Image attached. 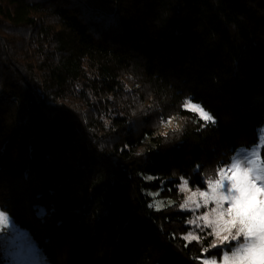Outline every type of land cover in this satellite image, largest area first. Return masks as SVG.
<instances>
[{
    "label": "trees",
    "instance_id": "trees-1",
    "mask_svg": "<svg viewBox=\"0 0 264 264\" xmlns=\"http://www.w3.org/2000/svg\"><path fill=\"white\" fill-rule=\"evenodd\" d=\"M263 128L264 0H0V209L46 264L220 259L182 186Z\"/></svg>",
    "mask_w": 264,
    "mask_h": 264
},
{
    "label": "snow or ice",
    "instance_id": "snow-or-ice-1",
    "mask_svg": "<svg viewBox=\"0 0 264 264\" xmlns=\"http://www.w3.org/2000/svg\"><path fill=\"white\" fill-rule=\"evenodd\" d=\"M184 107L196 113L205 123H215V118L200 105L188 101ZM168 123H171V120ZM257 147L254 146L253 152ZM245 155L247 156V153ZM262 166H264V158L258 163L253 158L237 157L228 169L218 170L221 178L207 181L209 187L216 186L212 189L211 199L216 201L217 206L223 208L224 203L229 205L222 211H217V208L212 209L213 212H217L214 221L208 220L207 213L201 217L209 227L216 225L212 227L209 235L221 241L220 244L211 242L210 248L229 247L222 251L219 262L216 259L206 258L205 255L202 257V264H264V167ZM225 171L231 172V175L226 177L228 183L224 182ZM184 184L186 185L187 181H184ZM199 194L202 197H209L208 191H201ZM186 205L187 200L181 207ZM6 220H8L7 215L0 211V225ZM189 236L194 241L201 239L191 233ZM188 239L189 237L186 236L185 240ZM208 251L209 248H205L204 254Z\"/></svg>",
    "mask_w": 264,
    "mask_h": 264
},
{
    "label": "rangeland",
    "instance_id": "rangeland-1",
    "mask_svg": "<svg viewBox=\"0 0 264 264\" xmlns=\"http://www.w3.org/2000/svg\"><path fill=\"white\" fill-rule=\"evenodd\" d=\"M188 102V101H187ZM171 120V123L168 121ZM181 126V120L177 116L168 117L163 120L161 125H159L162 132H168L174 129H178ZM260 144L258 145L255 152H253V148L251 150H241L239 151L232 159V162L235 158H253L256 159L259 163L261 159V148L264 143V128L260 131ZM247 153V156L245 155ZM231 162V163H232ZM228 166L223 167V169H228ZM264 167V166H262ZM222 169V168H221ZM231 175L230 171L224 172V182L228 183L226 177ZM218 178H221L217 175ZM215 185L206 187V189L201 191H208L209 197L200 196V190H191L188 186L184 185L183 190L186 194L187 205L185 207H181V210L191 212L192 219L191 224L195 228H208L212 231V227H216L215 224L212 227H209L204 219H201L202 216L207 213L208 220H215L217 217V212H213V208H217V211H222L223 208L228 207L229 205L224 203L223 208L217 206L215 200H212L211 197L213 195L212 189L215 188ZM193 193H196L193 195ZM190 198V199H189ZM207 200V203L205 201ZM199 205V207H198ZM0 211H2L0 209ZM4 212V211H2ZM5 213V212H4ZM46 213V210L42 207H38L37 215L39 217H43ZM6 214V213H5ZM7 215V214H6ZM8 220L5 221L3 225H0V242L3 247V252L5 257L7 258V264H46L45 257L42 252L39 250L33 239L30 237L28 233L20 229L7 215ZM228 218V217H225ZM214 241L217 244H220L221 241L214 237ZM229 246H224L223 250H227ZM216 260L219 262L220 259Z\"/></svg>",
    "mask_w": 264,
    "mask_h": 264
}]
</instances>
